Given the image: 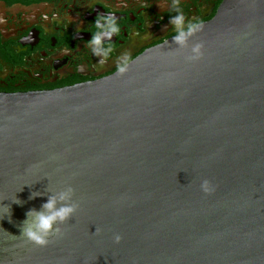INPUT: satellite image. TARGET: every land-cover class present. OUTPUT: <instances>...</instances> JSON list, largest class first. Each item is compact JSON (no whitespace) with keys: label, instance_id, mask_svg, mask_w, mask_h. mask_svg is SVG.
<instances>
[{"label":"water","instance_id":"water-1","mask_svg":"<svg viewBox=\"0 0 264 264\" xmlns=\"http://www.w3.org/2000/svg\"><path fill=\"white\" fill-rule=\"evenodd\" d=\"M69 190L61 236H19ZM3 204L0 264H264V0H223L110 76L0 92Z\"/></svg>","mask_w":264,"mask_h":264},{"label":"flooded vegetation","instance_id":"flooded-vegetation-1","mask_svg":"<svg viewBox=\"0 0 264 264\" xmlns=\"http://www.w3.org/2000/svg\"><path fill=\"white\" fill-rule=\"evenodd\" d=\"M222 2L0 0V92L53 90L110 76L173 39L179 29L171 16L182 12L186 23L201 25ZM110 14L119 32L91 43L97 20Z\"/></svg>","mask_w":264,"mask_h":264},{"label":"clouds","instance_id":"clouds-1","mask_svg":"<svg viewBox=\"0 0 264 264\" xmlns=\"http://www.w3.org/2000/svg\"><path fill=\"white\" fill-rule=\"evenodd\" d=\"M179 0H173V7H176ZM178 9V8H177ZM106 23H101L102 21ZM170 22L175 25L179 31L173 38V41L179 42L182 46H185L188 39L197 32L201 25L198 21L187 22L182 12L178 15L171 16ZM119 32V27L116 22V18L113 15L101 17L96 22V32L92 36L91 43H99L100 37L103 35L111 36L114 33ZM202 45L196 44L192 48L193 55L190 59H197L200 55ZM123 70V68L121 69ZM202 189L207 192L209 191L208 182L204 181L201 185ZM42 195L38 191H34L29 196V199H35ZM71 199V190L63 191L57 195H50L46 201L40 206L39 209L31 208L26 212L25 219L20 225L21 234L19 236L24 237L28 242L36 245H46L50 242V238L59 237L62 235L61 225L67 220L73 217L76 213L78 204L69 202ZM13 203L22 204L23 201L17 199L16 195L14 199H11ZM3 209H6V213L0 215V220L5 216L11 218V206L4 205ZM116 241L119 242L121 237L117 235Z\"/></svg>","mask_w":264,"mask_h":264}]
</instances>
